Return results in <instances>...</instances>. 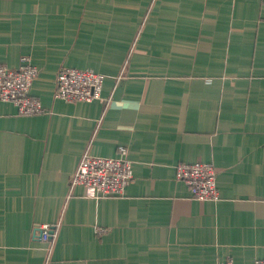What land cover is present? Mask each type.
<instances>
[{
  "label": "crops",
  "instance_id": "crops-1",
  "mask_svg": "<svg viewBox=\"0 0 264 264\" xmlns=\"http://www.w3.org/2000/svg\"><path fill=\"white\" fill-rule=\"evenodd\" d=\"M22 55L45 111L0 100V264L264 257V0H0V63ZM64 66L105 74L102 99L54 98ZM120 146L123 193L69 188L84 151ZM195 161L215 166L218 200L175 177Z\"/></svg>",
  "mask_w": 264,
  "mask_h": 264
},
{
  "label": "built area",
  "instance_id": "built-area-1",
  "mask_svg": "<svg viewBox=\"0 0 264 264\" xmlns=\"http://www.w3.org/2000/svg\"><path fill=\"white\" fill-rule=\"evenodd\" d=\"M15 67L0 63V100L14 103L21 115L41 113L44 107L38 97L30 92L38 68L27 56H20ZM54 98L72 102H90L102 99L101 87L105 74L89 68L64 66L56 73ZM175 177L185 183L189 194L197 200H218L220 193L216 185V169L205 161L179 162L175 165ZM69 188L82 186L92 196L101 198L123 193L132 180V162L126 157V149L120 146L116 157L95 156L84 151L75 170L70 175ZM38 238L51 241L56 235V223H41L36 226ZM102 233V228L95 229ZM219 264H234L230 258ZM251 264H264V257L254 259Z\"/></svg>",
  "mask_w": 264,
  "mask_h": 264
}]
</instances>
